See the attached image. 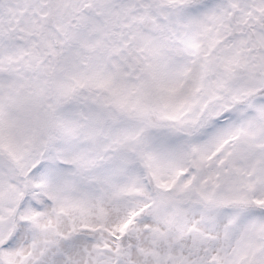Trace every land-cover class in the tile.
Listing matches in <instances>:
<instances>
[{
  "label": "snow or ice",
  "instance_id": "obj_1",
  "mask_svg": "<svg viewBox=\"0 0 264 264\" xmlns=\"http://www.w3.org/2000/svg\"><path fill=\"white\" fill-rule=\"evenodd\" d=\"M0 264H264V0H0Z\"/></svg>",
  "mask_w": 264,
  "mask_h": 264
}]
</instances>
